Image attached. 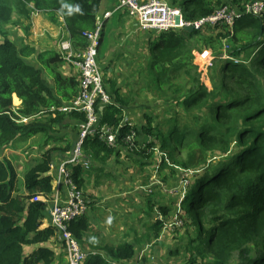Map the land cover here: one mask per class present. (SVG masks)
Masks as SVG:
<instances>
[{"label":"trees","instance_id":"obj_1","mask_svg":"<svg viewBox=\"0 0 264 264\" xmlns=\"http://www.w3.org/2000/svg\"><path fill=\"white\" fill-rule=\"evenodd\" d=\"M250 1L185 0L177 7L182 10L185 21L195 22L211 16L223 6L244 11ZM101 3L102 0H0V153L18 139H32L39 134L46 136L41 146L42 157L29 166L23 178L26 194L17 191L20 179L13 164L0 159V264H54L55 253L48 247H39L29 256L25 254L26 246H40L57 238L52 227L42 228L47 217L46 206L34 199L43 197L50 200L53 197L51 165L55 160L54 154L69 153L74 146L69 142L72 141L70 137L65 147L47 149L52 141L63 144L67 141L66 138L53 137V133L59 134L58 129L67 122L81 123L85 120L83 114L57 112L56 116L49 114L35 117L28 123L19 122L21 117L30 118L46 109L69 103L79 93V82L77 77L62 75L59 71L62 59L54 53L49 57L39 55L37 61L34 60L39 66L31 63L28 58L33 50L23 40L12 41V33L7 26L15 15L30 20L32 12L46 15L55 25H60L62 19L74 49L80 51L89 44L83 34L96 28ZM222 30L214 29L210 34L218 32L221 39L225 38ZM202 35L201 32L185 30L159 35L150 47L148 66L153 72L152 91L162 100H182L186 109L209 105L204 122L189 127L179 125L176 118L166 134L159 132L158 135L146 122L142 136L144 140L151 137L149 149L156 145V140H160V150L169 160L184 170L193 169L197 173L194 182H189L181 207L192 224L198 227L200 242L193 250L201 260L190 255L187 263L231 264L237 255L238 264H264V15L257 17L244 13L237 21L230 40V55L239 63L227 60L221 65V86L214 91L204 86L196 90L193 85L185 87L178 83L181 73L189 75L195 68L193 41ZM229 69H232L230 83L239 87L242 94L223 99L227 83L220 72ZM46 72L53 80V86L45 78ZM115 94L113 104L103 109L102 124L119 129L118 140L122 143L133 128L121 125L124 110L131 106L132 101L130 96L120 95L117 90ZM14 96L22 102L17 110ZM150 117L148 115L146 119L150 120ZM134 129L142 138L140 130ZM182 148L187 149L188 154L179 163L175 160V153ZM83 151L96 165L106 164L113 157H119L120 153V150L106 146L98 137L87 140ZM224 154L230 157L216 158ZM153 157V153L139 150L132 158L136 164L149 166ZM217 159L219 161L215 162ZM162 164H166L165 159ZM71 170L75 183L84 191L89 174L79 166H73ZM92 171L99 170L95 166ZM156 185L153 183L150 188ZM150 198L147 203L151 206V213L155 205ZM214 204L218 205L217 209L207 221L202 215ZM162 206L157 209L163 216H168L170 210ZM164 226L165 222L161 220L153 224L157 238ZM89 227V220L83 217L72 222L69 229L80 242ZM207 250L212 252L213 259L209 258ZM105 251L107 258L91 254L86 264H122L133 260L137 253L135 245L128 243L106 246Z\"/></svg>","mask_w":264,"mask_h":264},{"label":"crops","instance_id":"obj_2","mask_svg":"<svg viewBox=\"0 0 264 264\" xmlns=\"http://www.w3.org/2000/svg\"><path fill=\"white\" fill-rule=\"evenodd\" d=\"M121 1L122 0H102L100 12L98 14V19L104 24L102 47L98 58L103 73L104 68H107L113 63L118 64L119 62L127 61L132 63L142 56L150 55V47L158 39L157 33L142 30L137 19L133 17L127 9L116 10V7ZM182 1L185 2V0H168V2L175 7ZM108 13H111V15L107 17ZM60 21V25H55L46 18V15L32 12L31 19L25 24L29 32L24 35V40L28 38L25 45L33 50V54L28 58L31 63H35L34 60L37 61L39 55L42 54L49 57L54 53L62 59L59 45L69 34L62 24V19H60ZM58 37L59 39L57 40ZM18 39L19 41L22 40L21 38ZM39 65L35 63V66ZM59 71L65 77L75 78L78 74L77 69L64 62L63 59L62 64L59 66ZM120 71L121 69L119 68H109V73L113 74V77H116ZM46 74L45 78L53 86V80L50 79V75L47 72ZM119 76L120 74L117 77ZM105 77L104 73V78ZM114 82L115 84L111 83V86H108L105 79L107 91L113 98V102L116 99L115 90H117L120 95L124 96H126L125 92L130 91L128 84L126 87L124 83V88H122L116 81ZM133 87L134 100L131 106L124 110V120L129 121L130 124L139 129L142 137L140 139L144 140L142 136V127L146 122V116H152V114L149 113L150 111L148 109L150 108L144 104L142 100L138 99L137 91L141 88ZM21 104V100L14 96V107L17 108ZM69 123L72 127H77L78 125L76 121H70ZM72 133L74 134L75 132L69 130L65 138L71 137L72 142L75 144L78 136H75V134L71 136ZM60 134L58 135V139H63ZM27 141L26 139H18L2 153L3 158H8L18 170H20L24 164L26 167L30 164V162L25 161L26 157L33 158L31 155L34 153L25 151L24 146L27 147ZM132 157L133 155L131 153L127 152L125 148H122L119 157H113L114 160L112 159L113 161H111L114 163L116 162L117 167H121L122 164H125L128 172L132 173L133 167L138 165L134 163ZM124 159H126L127 162H124ZM111 161L106 164L97 163V169L99 171L88 173L89 176L85 179L84 191L90 201V209L85 217L89 220L90 227L80 241L81 246L88 252L97 253L107 258L108 256L105 251L106 246L117 247L125 243L133 244L137 251L136 256L133 260L122 264H169L171 253L168 255L169 258L164 260L162 259L163 254L159 250L155 251L154 256L147 255L146 252L150 248L156 246L158 242L162 241V234L167 229L165 223L164 229L157 238L153 230V224L157 220L166 222L172 219L175 213L173 214L171 210L168 216H163L161 211L157 209L159 214L154 210V212H151L147 217L148 209L145 207L143 200V196L146 194L142 190L137 191L138 188H144L142 186L143 184L135 188L133 185L131 186V184H135L134 180L129 177L126 179L124 178L126 176L122 177V175H117V173L111 175L107 174L112 166ZM149 161H152V159ZM22 176H24V174ZM20 182H23V178L22 181L20 179ZM149 183L151 186L154 180L150 179ZM128 185H130V187H128ZM150 186L148 185L147 188H150ZM122 190L125 191L122 192ZM21 194H26V192L22 191ZM64 198L65 194L63 190L60 199L62 200ZM54 202V198L45 200L47 215ZM152 204L154 205V203ZM47 227L50 226L46 217L43 221L42 228ZM42 246L48 247L54 251V264H68L64 250L58 245V240L56 238H52L48 243L40 246L34 245L31 254ZM158 247L159 246H156V248Z\"/></svg>","mask_w":264,"mask_h":264},{"label":"rangeland","instance_id":"obj_3","mask_svg":"<svg viewBox=\"0 0 264 264\" xmlns=\"http://www.w3.org/2000/svg\"><path fill=\"white\" fill-rule=\"evenodd\" d=\"M251 2H253V0L250 1V3ZM28 21L29 20L24 19L22 15H15L13 17L12 21L7 26V28L12 33V41H17L19 40L18 38H21L23 42H27L28 38L24 40V35L28 34L29 32V30L25 26ZM212 31L213 29L204 30L203 32H201L203 34L202 36L197 38L195 37L196 39L193 41V44L196 48V50L194 51L193 60V65L195 66V68L191 70V73L189 75L185 73L180 74L178 78L179 85L185 87H192L193 85L196 90L199 89L200 86L207 87L210 91H214V89L220 88L221 85L219 81V70L222 69L221 65L223 63H225L227 60L231 61V45L229 39H226L227 31H225L224 29L221 31L224 35H226V37L222 39L221 36L217 35L218 32L210 34ZM68 37H70V35ZM68 37H66L64 40H66ZM58 39L59 37L57 38V40ZM149 60L150 55L148 54L146 56H142L140 59L132 63H129L127 61L119 62L118 64L113 63L112 65H109L107 68H104L107 85L111 86V83L115 84L114 81H116L117 84L124 88V83L126 84V87L128 84V88L130 91L125 92V95L130 96V100L132 102L134 100L133 86L141 88L139 91H137L138 99L142 100L144 104H146L150 108L148 110L150 111L149 113L152 114V117H150V120H148L147 118L146 122L147 125L152 127L156 135H158L159 132L166 134L169 130V127L172 126L173 120L176 118L179 119V125L186 124L189 127L197 126L198 124L203 123L204 116L207 112V107L209 108V105L195 107L193 109H186L182 106V100H173L170 98L162 100L158 94L152 91L153 72L148 66ZM234 64L237 63L234 62ZM110 67H113L114 69H121V71L118 73V75L120 74V76L117 77L118 75H116V77H113L114 75L109 73ZM231 72L232 69H229L228 71L223 73L220 72V75L222 77L223 75L226 77L227 83L223 99H227L228 97L233 95L237 97V94H242V92L239 91V87L230 83V78L232 77ZM245 95L246 94H244V96ZM20 106H18L17 109ZM67 123L58 129L59 134L61 133L60 135L65 138L68 131L71 130V132H75V136L79 135V127H72L70 123ZM53 134V137L58 138L59 134ZM45 139L46 136L42 134L36 135L32 137V139H27L28 145L27 147L24 146L25 151H28V153H34L31 155V157L33 158L26 157L25 161L30 162V164H28L27 167L24 164L20 170H18L17 167L13 165L21 181L22 178H24L29 166L38 162L39 159L42 157L41 146ZM66 139L67 141H65L64 144L61 142L52 141L49 144V147H47V149H50L51 147H65V144L69 141V138ZM69 142L71 143L72 141ZM159 142L156 140L155 146L158 147V150L156 151V153H153L154 157L150 162L149 166H141L140 163H138V165L133 167L132 173H130L125 167V164H122L121 167H117L116 162H112L114 160L113 159L111 161L112 166L110 167L109 173L107 174L111 175L117 173V175H122V177L126 176L124 177L126 179L127 177H129L130 179L134 180L135 184H131V186L133 185V187L135 188L139 187V185L143 183L145 184L146 182H149L150 179L154 180V183L158 184L154 188H147V186L150 184L149 183L148 185H143V189H137V191L142 190L146 194L145 196H143V200L145 207L148 209L147 217L150 215L151 206L147 203V200L150 197V201H152V203L156 205L155 211L157 214H159V212L157 211V207H160L161 205H164L167 209H170V211L172 210L171 212L173 214L175 213L172 219L167 220L165 222L167 225V229L162 234V241L158 242V244L156 245L159 247L156 248V246H154L153 248H150L146 252L147 255L154 256L155 251L159 250L163 254L162 259L165 260L169 258L168 255H170L171 253V259L169 264H186L190 255H192V258L197 257L198 260H201L200 256L197 255V251L193 250V247L197 246L200 242L198 238V227L195 224H192V220L181 207V203L189 190V182H194V178L196 177L197 173L193 169L184 170L183 168L169 160L165 155L166 153H163L160 150ZM179 150L180 151L178 153H175V160L181 163L186 159L188 150L183 148L182 150ZM233 150H235V148ZM2 153H0V159L8 160V158H3ZM65 154L66 153L58 152L54 154V161L57 165ZM220 157L224 159L230 156L228 154H224L221 156L217 155L216 158ZM164 159L166 160L165 165L162 164ZM217 161H219V159H217L215 162ZM124 162H127V160L124 159ZM92 165L93 168L97 166L96 164H94L93 161ZM92 169L90 171H83L91 173ZM23 174L24 176H22ZM128 187H130V185H128ZM17 191L19 193L22 191L26 192L25 187H23V182L18 183ZM124 191L125 190H122V192ZM18 192H16L15 194H17ZM217 206V204L211 205L209 209L204 212L202 217H204L208 221L213 215L214 210L217 209ZM33 246L34 245L26 246L25 254L31 255ZM174 251L176 253L173 254ZM207 253L209 255V258L213 259L212 252L207 250ZM231 264H238L237 255L233 257Z\"/></svg>","mask_w":264,"mask_h":264},{"label":"built area","instance_id":"obj_4","mask_svg":"<svg viewBox=\"0 0 264 264\" xmlns=\"http://www.w3.org/2000/svg\"><path fill=\"white\" fill-rule=\"evenodd\" d=\"M120 9H127L137 19L142 30L155 32L157 36L170 31H184L187 27H193L194 32L226 28L224 29L228 31L226 39L230 41L234 26L244 13L263 17L264 1L251 2L244 11H236L229 6H223L211 16L195 22L185 21L182 10L170 5L168 0H122L116 7L117 11ZM110 15L111 13H108L107 17ZM103 25L102 21L97 19L96 28L83 34V37L89 42L84 50L76 51L70 37L60 42L62 59L78 71L76 76L79 82L78 95L60 107H52L41 111L36 116L21 117L19 120L20 123H28L35 117L49 114L56 116L57 112L67 115L72 113L85 115V120L77 125L79 135L71 151L63 156L58 165L55 161L51 165L54 180L52 198L55 199V202L48 211L47 219L49 226L57 232L58 245L64 250L68 264H86L91 254L95 255V253L84 250L79 240L69 229L72 222L85 217L90 209V201L84 191L75 183L71 170L73 166H79L84 171L92 169V159L83 151L86 141L98 137L109 148L116 151L125 148L132 155L139 150L149 153H156L158 150L156 146L149 149L148 145L152 142L151 137L140 140L137 130L129 121L123 119L121 122L122 127L125 125L133 127L121 141L122 143L118 140L119 129L102 124L103 109L113 104L98 59ZM230 59L237 64L239 62L233 57ZM15 110H17L16 107ZM122 145L124 146L122 147ZM63 190L65 198L61 200ZM34 200L45 203L47 199L38 197Z\"/></svg>","mask_w":264,"mask_h":264},{"label":"water","instance_id":"obj_5","mask_svg":"<svg viewBox=\"0 0 264 264\" xmlns=\"http://www.w3.org/2000/svg\"><path fill=\"white\" fill-rule=\"evenodd\" d=\"M185 31L194 32V28L193 27H187V28H185Z\"/></svg>","mask_w":264,"mask_h":264}]
</instances>
